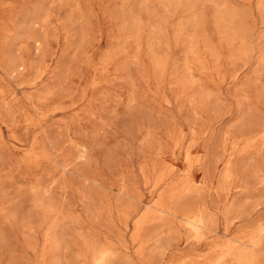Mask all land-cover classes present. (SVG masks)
Segmentation results:
<instances>
[{
    "label": "rangeland",
    "instance_id": "obj_1",
    "mask_svg": "<svg viewBox=\"0 0 264 264\" xmlns=\"http://www.w3.org/2000/svg\"><path fill=\"white\" fill-rule=\"evenodd\" d=\"M0 264H264V0H0Z\"/></svg>",
    "mask_w": 264,
    "mask_h": 264
}]
</instances>
